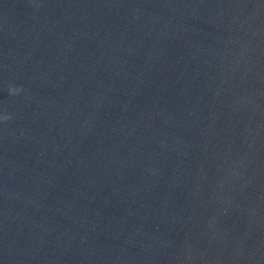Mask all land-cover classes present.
<instances>
[{
    "label": "water",
    "instance_id": "1",
    "mask_svg": "<svg viewBox=\"0 0 264 264\" xmlns=\"http://www.w3.org/2000/svg\"><path fill=\"white\" fill-rule=\"evenodd\" d=\"M0 264H264V0H0Z\"/></svg>",
    "mask_w": 264,
    "mask_h": 264
}]
</instances>
